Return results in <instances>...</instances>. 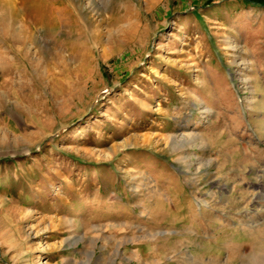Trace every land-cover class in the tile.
<instances>
[{
	"label": "rangeland",
	"instance_id": "obj_1",
	"mask_svg": "<svg viewBox=\"0 0 264 264\" xmlns=\"http://www.w3.org/2000/svg\"><path fill=\"white\" fill-rule=\"evenodd\" d=\"M0 264H264V0H0Z\"/></svg>",
	"mask_w": 264,
	"mask_h": 264
}]
</instances>
